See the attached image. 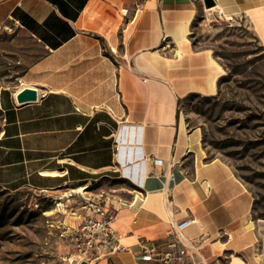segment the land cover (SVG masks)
<instances>
[{
  "label": "crops",
  "instance_id": "obj_1",
  "mask_svg": "<svg viewBox=\"0 0 264 264\" xmlns=\"http://www.w3.org/2000/svg\"><path fill=\"white\" fill-rule=\"evenodd\" d=\"M263 5L251 0L245 10L264 17ZM191 9L193 20L192 0H0V25L10 20L43 48L20 85L0 93V187L129 183L125 198L103 200L117 247L99 250L90 264H166L143 258L153 247L184 250L169 264H223L225 236L251 212V193L226 162L193 159L189 174L178 146L181 99L218 67L190 43L177 54L169 31ZM153 52L162 59L155 64L145 57ZM25 87L38 98L17 104L16 90ZM128 155L141 184L123 176ZM148 192L162 202L148 205Z\"/></svg>",
  "mask_w": 264,
  "mask_h": 264
},
{
  "label": "rangeland",
  "instance_id": "obj_2",
  "mask_svg": "<svg viewBox=\"0 0 264 264\" xmlns=\"http://www.w3.org/2000/svg\"><path fill=\"white\" fill-rule=\"evenodd\" d=\"M192 2L190 45L194 51L210 52L222 75L215 94L192 92L181 99L178 146L189 158V174L193 159H220L253 198L239 232L223 240L228 249L222 263L236 256L244 264H264V41L246 10L228 18L216 9L207 11L203 0ZM42 53V46L10 20L0 25V93L20 85L26 68ZM1 124L0 111V129ZM84 185L87 196L101 200L125 198L123 192L129 188L128 182L115 178ZM73 187L48 191L0 187V264H65L64 258L75 253L71 238L79 219L74 212L82 199L79 193L64 196ZM247 220L254 222L257 240L235 249Z\"/></svg>",
  "mask_w": 264,
  "mask_h": 264
},
{
  "label": "bare ground",
  "instance_id": "obj_3",
  "mask_svg": "<svg viewBox=\"0 0 264 264\" xmlns=\"http://www.w3.org/2000/svg\"><path fill=\"white\" fill-rule=\"evenodd\" d=\"M251 0H214V5L211 7H205L207 11L210 10H217L219 13H223L225 14L228 18H233L232 15L235 13L240 12L241 10H245L246 6H245V2H249ZM261 7H264L261 6ZM193 9H191L189 11V13L187 14V16L185 17V19L183 21H181L178 25H176L173 30L169 31L170 34H172L173 39L175 40L176 44H177V54L179 56L182 55L185 46H187L190 41L188 38V35L190 34V23L192 20V16H193ZM250 13V10H247ZM264 13V8L262 11ZM250 16H254L255 20H256V26L257 28H259L260 34L264 40V17H259L258 15H250ZM264 16V15H263ZM261 18V19H260ZM144 56V55H143ZM146 60H148V62H151L152 64H155L157 62H159L161 59V57L158 55V53L153 52V53H146L145 54ZM210 64H215L214 62H212V59L209 60ZM217 72L215 71L213 75L208 76L204 83L202 85H192L190 86V88H192L193 90H197L205 95H213L216 93V80L217 78L222 75V69H220L219 67H217ZM19 90V89H18ZM21 90V89H20ZM18 91L16 90V93ZM197 139V138H196ZM198 142V139L196 140ZM130 140L126 141V147L128 148V151L130 150L129 146H131L129 144ZM187 151H192V150H187ZM129 154V153H128ZM127 163L129 162V166H125L122 168V173L123 176L126 178H131L133 181L138 182L141 184L142 182V177L144 176L143 173H141V168L140 166L136 165V162H134L133 160V156H129L126 159ZM126 165V164H125ZM87 187L85 185H78L76 187L73 188H69L68 192L64 193V196H66L67 198L69 196L72 195V193H79L80 195H86L85 193ZM57 190V189H54ZM45 191H48V189H45ZM134 192V197L138 198L140 197V192L138 190H133ZM166 192L164 191V193L162 194V196L165 197L166 199ZM161 195H152L148 192V194L144 197L146 203L148 205L155 203V201H160V203L162 202L161 199H163ZM155 197H158L155 199ZM69 200V199H68ZM60 209H64V203L63 202H59L57 204ZM244 226V230L243 232L240 234L239 239L235 242L234 244V248L238 249L240 247H245L248 246L250 244H253L256 242L257 238L256 235L254 233V222L252 220H247L244 222L243 224ZM229 240L233 238V234L230 233L229 234ZM226 245L228 243H225ZM243 261L240 262V264H242ZM239 264V263H238Z\"/></svg>",
  "mask_w": 264,
  "mask_h": 264
},
{
  "label": "built area",
  "instance_id": "obj_4",
  "mask_svg": "<svg viewBox=\"0 0 264 264\" xmlns=\"http://www.w3.org/2000/svg\"><path fill=\"white\" fill-rule=\"evenodd\" d=\"M82 199L74 215L79 219L76 228L73 229L72 243L75 253L69 258H64L65 264H79L81 261L91 263L92 259L98 256V251L115 249V230L111 226V216L100 198L81 195ZM170 246H175L172 243ZM184 254L183 249L177 252L160 253L155 247L146 250L144 259L158 260L169 264L172 260L180 258Z\"/></svg>",
  "mask_w": 264,
  "mask_h": 264
},
{
  "label": "water",
  "instance_id": "obj_5",
  "mask_svg": "<svg viewBox=\"0 0 264 264\" xmlns=\"http://www.w3.org/2000/svg\"><path fill=\"white\" fill-rule=\"evenodd\" d=\"M205 7H211L214 5V0H203ZM38 98L37 90L25 87L18 91L15 95L16 103L23 104L26 102L36 101ZM79 264H88L86 261H81Z\"/></svg>",
  "mask_w": 264,
  "mask_h": 264
}]
</instances>
